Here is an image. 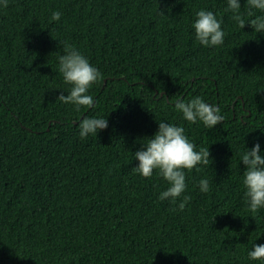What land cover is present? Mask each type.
<instances>
[{
	"label": "trees",
	"instance_id": "trees-1",
	"mask_svg": "<svg viewBox=\"0 0 264 264\" xmlns=\"http://www.w3.org/2000/svg\"><path fill=\"white\" fill-rule=\"evenodd\" d=\"M201 8L222 21L223 45L194 39ZM225 8L226 0L0 7V264H264L247 257L264 243V209H247L239 162L244 146L264 151V34L240 28ZM67 44L102 73L89 90L93 106L79 111L57 98L67 95L57 70ZM193 96L224 120L213 129L183 121L174 105ZM95 116L108 127L80 138L79 121ZM161 120L209 150V164L186 170L175 202L158 199L167 184L155 171L133 169Z\"/></svg>",
	"mask_w": 264,
	"mask_h": 264
},
{
	"label": "clouds",
	"instance_id": "clouds-1",
	"mask_svg": "<svg viewBox=\"0 0 264 264\" xmlns=\"http://www.w3.org/2000/svg\"><path fill=\"white\" fill-rule=\"evenodd\" d=\"M245 4L247 12L242 14L240 0H226L225 11L233 14L232 19L240 28L248 24L254 32L264 34V0H246ZM7 5L8 0H0V7ZM61 16L60 11H52L50 21H60ZM190 26L194 39L201 46L223 45L225 31L222 21L213 11L205 8L197 10ZM57 61V70L67 86L63 90L67 95L61 94L57 98L64 104L72 105L77 111L84 106L92 107L94 98L89 90L102 78L100 70L71 44L65 45L64 54L59 55ZM174 110L183 121L189 124L199 122L207 129H213L224 120L219 107L207 103L200 96H193L187 101L178 100ZM107 127L108 120L103 116L85 117L78 123V135L80 138L96 137ZM146 138L140 150L133 153L138 162L133 169L144 178L152 177L155 171L167 184L166 189L158 194V199L175 202L186 191V170H199L198 165L209 164V150H195L184 127L164 120L158 123L157 131ZM239 162L244 165L241 177L244 202L250 213H258L264 209V151L261 144L255 142L251 148L244 146L239 152ZM197 187L201 193H207L210 190L209 180L200 179ZM187 199L185 195L184 200ZM179 206L183 208L184 204ZM247 257L250 261H264V243L254 242L247 250Z\"/></svg>",
	"mask_w": 264,
	"mask_h": 264
}]
</instances>
